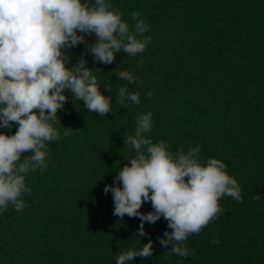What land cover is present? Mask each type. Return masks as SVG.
Listing matches in <instances>:
<instances>
[{
    "label": "trees",
    "instance_id": "trees-1",
    "mask_svg": "<svg viewBox=\"0 0 264 264\" xmlns=\"http://www.w3.org/2000/svg\"><path fill=\"white\" fill-rule=\"evenodd\" d=\"M109 2L130 32V13H141L151 26V42L136 57L117 53L109 65L87 52L94 34H83V43L63 50L70 56L68 68L82 56L93 68L112 110L102 118L65 92L67 102L53 124L60 138L49 146L47 169L25 177L32 191L22 197V212L9 205L0 213V264H116L120 252L139 250L149 239L153 255L126 264H264V0ZM119 71L132 72L143 85L118 79ZM119 87L139 91L140 105L116 103ZM147 112L153 114V130L146 138L165 141L174 157L182 146L187 152L189 145H199V162L221 160L242 190L243 202L223 196L218 218L189 236L190 257L173 255L171 244L159 243L172 231L163 217L145 222L147 235L141 237L139 218L114 216L113 195L104 192L106 185L122 188L114 178L136 155L125 145V133L134 135L136 118ZM17 129L13 124L0 133L14 135ZM139 211H153L151 203ZM213 236L219 244L209 243Z\"/></svg>",
    "mask_w": 264,
    "mask_h": 264
},
{
    "label": "clouds",
    "instance_id": "clouds-1",
    "mask_svg": "<svg viewBox=\"0 0 264 264\" xmlns=\"http://www.w3.org/2000/svg\"><path fill=\"white\" fill-rule=\"evenodd\" d=\"M122 15L109 0H94L92 5L82 0H0V128L11 130L13 124L18 125L14 135L0 133V213L9 205L22 212L26 207L22 197L32 191L25 177L30 171L47 169L49 146L60 138L53 124L67 102L65 92L102 118L112 110L111 96L101 93L93 68L86 66L83 56L68 68L70 56L63 50L83 43V34H94L96 39L87 52L100 63L112 64L120 52L128 57L144 53L151 42L146 35L151 26L133 11L130 16L135 23L130 32ZM137 66L142 68L144 61L138 60ZM118 79L143 85L130 71H119ZM105 90L111 92V85ZM153 91L145 99L151 100ZM140 96L139 91L119 87L116 103L126 107V101H131L139 106ZM152 130L151 112L136 118L135 134L125 133L124 138L136 155L114 178L122 188L106 185L104 192L113 195L114 216L139 218L141 237L147 235L145 222L155 224L163 217L172 231H165L159 243L171 244L173 255L190 257L192 250L185 243L189 236L198 235L218 218L223 196L243 202L242 190L221 160L209 158L206 165L199 162V145H189L187 152L182 146L174 157L165 141L154 143L146 138ZM25 152L31 155L21 159ZM252 198L260 200L259 195ZM145 202L153 209L147 214L139 211ZM153 243L149 239L139 250L120 252L116 264L151 257ZM209 243L220 241L213 236Z\"/></svg>",
    "mask_w": 264,
    "mask_h": 264
}]
</instances>
